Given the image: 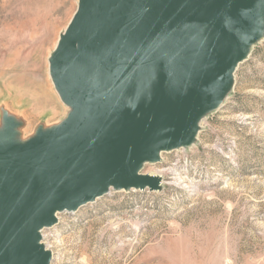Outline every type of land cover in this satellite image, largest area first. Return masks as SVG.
I'll return each mask as SVG.
<instances>
[{
  "label": "water",
  "instance_id": "95a60500",
  "mask_svg": "<svg viewBox=\"0 0 264 264\" xmlns=\"http://www.w3.org/2000/svg\"><path fill=\"white\" fill-rule=\"evenodd\" d=\"M264 0H78L49 59L70 112L18 143L0 135V264H51L40 231L187 144L257 36Z\"/></svg>",
  "mask_w": 264,
  "mask_h": 264
},
{
  "label": "rangeland",
  "instance_id": "374dc122",
  "mask_svg": "<svg viewBox=\"0 0 264 264\" xmlns=\"http://www.w3.org/2000/svg\"><path fill=\"white\" fill-rule=\"evenodd\" d=\"M78 0H0V135L18 143L70 112L48 61ZM18 129V131H16ZM159 188L110 189L40 231L51 264H264V14L191 140L143 163Z\"/></svg>",
  "mask_w": 264,
  "mask_h": 264
},
{
  "label": "bare ground",
  "instance_id": "6f19581e",
  "mask_svg": "<svg viewBox=\"0 0 264 264\" xmlns=\"http://www.w3.org/2000/svg\"><path fill=\"white\" fill-rule=\"evenodd\" d=\"M57 45V44H55ZM48 74H49V77H50V73H49V61H48ZM51 83H52V80H51ZM53 84V83H52ZM16 131H18V129H16ZM17 138L15 139V141L17 142ZM156 177H160V175H155Z\"/></svg>",
  "mask_w": 264,
  "mask_h": 264
}]
</instances>
